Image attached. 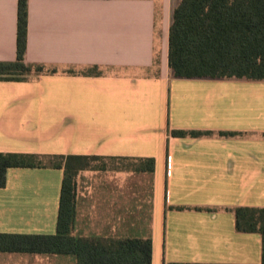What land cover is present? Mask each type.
<instances>
[{"label":"crops","instance_id":"1","mask_svg":"<svg viewBox=\"0 0 264 264\" xmlns=\"http://www.w3.org/2000/svg\"><path fill=\"white\" fill-rule=\"evenodd\" d=\"M179 2L28 0L25 61L58 73L0 81V153L90 164L76 170L75 237L150 238L151 264H262L261 235L238 232L232 209L264 208V81L174 78ZM17 13L0 0V61L16 60ZM63 178L9 168L0 233L57 234ZM0 264L77 256L0 251Z\"/></svg>","mask_w":264,"mask_h":264},{"label":"trees","instance_id":"2","mask_svg":"<svg viewBox=\"0 0 264 264\" xmlns=\"http://www.w3.org/2000/svg\"><path fill=\"white\" fill-rule=\"evenodd\" d=\"M17 14V57L15 61H0V81L22 82L57 74L56 68L25 61L28 0H18ZM168 63L174 78L264 81V0H180L171 17ZM63 73L101 74L97 66L81 73L72 69ZM172 134L207 133L173 131ZM72 159L75 158L0 153V188L6 185L9 168H64L57 234L0 233V251L75 254L77 264H151L150 238L75 237L72 234L76 170L90 166L84 163L76 168L70 163ZM232 211L238 232L261 235L264 264V208L236 207Z\"/></svg>","mask_w":264,"mask_h":264}]
</instances>
